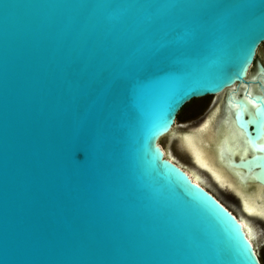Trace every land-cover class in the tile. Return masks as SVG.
Listing matches in <instances>:
<instances>
[{
	"label": "water",
	"instance_id": "1",
	"mask_svg": "<svg viewBox=\"0 0 264 264\" xmlns=\"http://www.w3.org/2000/svg\"><path fill=\"white\" fill-rule=\"evenodd\" d=\"M262 43L264 0H0V264H262L156 145ZM255 102L228 164L264 186Z\"/></svg>",
	"mask_w": 264,
	"mask_h": 264
},
{
	"label": "bare ground",
	"instance_id": "2",
	"mask_svg": "<svg viewBox=\"0 0 264 264\" xmlns=\"http://www.w3.org/2000/svg\"><path fill=\"white\" fill-rule=\"evenodd\" d=\"M249 68L250 65L244 72L245 78ZM236 84L225 92L212 95L213 110L196 130L190 132L182 129L185 124L177 125L175 123L167 133L157 138L156 145L161 149L163 155L167 154L169 158L176 160L183 167L181 169L197 185L208 188V191L213 186L224 187L237 194L241 206V210L237 211V214L228 209L216 196L215 198L239 222L257 255L256 242H264V188L257 182L255 183L248 174L242 176L240 175L241 170L228 164V161L234 160L236 156L243 158L252 152V149L246 144L243 132L235 126L233 116L238 110L244 114L250 112L251 106H256V102L253 100L255 104L251 103L249 98L238 99ZM247 92L249 94L252 91L248 89ZM225 93L226 97L223 100ZM222 108L226 111L224 115L221 113ZM262 129L258 142L264 146V122ZM162 138H166L163 145L159 142ZM176 146L188 153L191 158L190 163H183L173 156V148ZM209 192L211 193V191Z\"/></svg>",
	"mask_w": 264,
	"mask_h": 264
},
{
	"label": "rangeland",
	"instance_id": "3",
	"mask_svg": "<svg viewBox=\"0 0 264 264\" xmlns=\"http://www.w3.org/2000/svg\"><path fill=\"white\" fill-rule=\"evenodd\" d=\"M258 54H259V60L264 62V43H262L259 46L258 49ZM210 96H205L197 99H192L190 102H188L177 114L176 117V124H179V122L182 121H189V120H198V124H195V126L191 127L190 129H187V131H194L196 128L203 123L202 119L207 115L209 116V113H205L206 105L208 101L211 102ZM202 121V122H200ZM200 122V123H199ZM178 129V128H177ZM181 129V128H180ZM179 129V130H180ZM166 138H162L160 142L161 145L165 144ZM175 148V147H174ZM173 148V149H174ZM231 163L230 161H228ZM184 163H189L185 161ZM208 189V188H207ZM209 191L217 197L228 209H230L233 213L237 214V211L241 210L240 206V200L237 196V194L231 190H228L224 187H218V186H213ZM256 248H257V255L262 264H264V242L257 241L256 242Z\"/></svg>",
	"mask_w": 264,
	"mask_h": 264
},
{
	"label": "flooded vegetation",
	"instance_id": "4",
	"mask_svg": "<svg viewBox=\"0 0 264 264\" xmlns=\"http://www.w3.org/2000/svg\"><path fill=\"white\" fill-rule=\"evenodd\" d=\"M245 79L247 81L246 84H244V83H238V84H236V86L238 87V88H236V95H237L238 99H240V98H243V99L247 98L248 99L249 98V100H251L250 101L251 103H254L253 100H255V99H262L264 101V97H263V95H264V62H262V61L259 60V54L258 53H256L255 60L250 65V68H249L247 77ZM248 89L252 91L249 94L247 92ZM243 96H245V97H243ZM210 97L212 98L213 96H210ZM225 97H226V93L223 96V100L225 99ZM206 106L207 107L205 109L206 110L205 113L207 112V114L209 113V115H210L211 112H212V110H213V106H214V104L212 103V99H211V102L208 101V103H207ZM254 107L251 106V111H252V109ZM225 112L226 111H224V109L222 108L221 113L224 115ZM250 112H246V113H250ZM208 117L206 115L202 119V121H205ZM197 121H198L197 119L196 120L195 119L194 120H189V121H187V120L185 121L184 120L182 122H179V124H177V125H184L185 124L182 129H186L187 130V129H190L191 127L195 126V124H198ZM202 121H200V122H202ZM173 151H174L173 156L176 157L177 159H179L180 161H182L183 163L185 161H187L189 163L191 162V158H190V156L188 155V153L186 151L182 150L181 148H179L177 146L173 149ZM250 154L251 153H248L247 156H249ZM164 155H165V157L169 158V156L167 154H164ZM177 156H179V157H177ZM239 158L240 157H237V156L235 157V159H239ZM169 160L174 161L180 168H183V167H181L179 165V163L176 160H173L171 158H169ZM254 182L256 183V181H254ZM261 186L264 188L263 185H261Z\"/></svg>",
	"mask_w": 264,
	"mask_h": 264
}]
</instances>
